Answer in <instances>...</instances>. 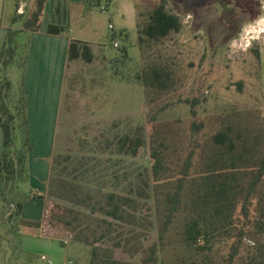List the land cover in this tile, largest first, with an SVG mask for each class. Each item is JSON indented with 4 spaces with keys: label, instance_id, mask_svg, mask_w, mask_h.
<instances>
[{
    "label": "trees",
    "instance_id": "obj_1",
    "mask_svg": "<svg viewBox=\"0 0 264 264\" xmlns=\"http://www.w3.org/2000/svg\"><path fill=\"white\" fill-rule=\"evenodd\" d=\"M31 1L32 8L27 14L19 13L16 5L11 27L0 49L3 145L0 206L8 209L6 216L14 221L15 233L21 231L20 228H37L42 236L57 239L62 245L68 242L89 246V264H170V259H175L174 264H220L215 261L214 246L234 238L222 264H264V136L259 137L249 122L234 133L229 125L213 133L214 152L205 155L203 167L194 169L196 151L194 148L184 150L179 127L173 125L170 135L156 124L157 116L169 105L164 102L157 106L148 122L149 174L134 190L123 192L115 172L108 180L97 179L96 173L83 161L70 173L68 164L73 159L72 152L60 153L56 149L46 189L38 192L29 186L31 145L23 76L20 87L14 88L10 66L19 46L17 34L40 28L46 0ZM135 10L136 42L142 64L133 77L143 86L149 101L155 102L175 89L176 71L172 61L162 53V47L173 34L180 32L182 21L179 14L167 7L166 0H157L144 10L135 4ZM18 19H22L21 25L14 28L12 24ZM66 30L65 25L48 24L46 31L60 34ZM23 45L25 55L21 63L24 67L26 38ZM253 51L258 57L257 50ZM93 58L86 42L70 40L66 68L78 59L90 63ZM118 59L123 66L131 62L125 46L115 60ZM68 92L65 94L67 106L63 95L61 104V110L66 112L71 96ZM191 111L195 113L194 109ZM190 128L193 133L199 132L202 122L192 120ZM139 130L141 128L136 129L133 138L128 134L121 137L118 148L121 152L130 146L131 154L137 153L142 142ZM17 137L19 142H16ZM35 197L44 198L42 220L21 218L23 204ZM154 220L157 225L152 234ZM244 238L251 244L246 255L238 257ZM171 250L179 253L178 258L167 255ZM18 251H21L20 244L14 250ZM24 261L28 262L27 258Z\"/></svg>",
    "mask_w": 264,
    "mask_h": 264
},
{
    "label": "rangeland",
    "instance_id": "obj_2",
    "mask_svg": "<svg viewBox=\"0 0 264 264\" xmlns=\"http://www.w3.org/2000/svg\"><path fill=\"white\" fill-rule=\"evenodd\" d=\"M18 1H26L21 8L24 14L32 8L28 0H4V14L10 23ZM156 1L93 0L81 7L75 3H66L65 7L69 26L64 33L84 40L94 58L90 63L78 59L66 68L65 106V94L69 91L71 96L68 111L61 110L55 149L60 153L72 152L73 159L68 164L70 173L77 170L82 161L96 173L97 179L108 180L115 172L123 192L134 190L149 174L148 122L157 106L164 102L169 105L157 116L156 124L163 133L170 135L173 125L179 127L184 150L194 148L196 151L194 169L203 167L205 155L214 152L211 135L227 125L234 133L249 122L259 137L264 136V34L259 40H253L250 47L244 46L248 37L243 34L246 26L255 33L254 22L264 16V0H247V3L246 0H166L167 7L179 14L182 21L180 32L173 34L162 47V53L172 61L176 71V84L174 91L152 102L133 77L142 64L141 50L136 42L134 4L144 10ZM244 4L253 7L252 17L227 38L223 25L226 16L232 11V5L237 7L236 13L241 14ZM21 22L22 19H18L12 25L15 28ZM15 38L19 46L10 66V80L12 86L18 88L24 73L21 62L25 55V36L18 33ZM123 46L131 58L124 66L119 59L115 60ZM253 49L257 50L258 57ZM192 120L202 122L199 132L191 131ZM137 128H141L139 135L142 137L137 153L132 155L130 146L121 152L118 149L121 137L128 134L133 138ZM16 142H19L18 137ZM189 188L190 184L186 186V194ZM7 210L0 206V264H47L40 258L41 254L53 264L90 263L89 246L68 242L62 245L57 239L38 236L37 228L19 227L21 231L15 233V223L6 216ZM156 225L154 220L152 234L156 232ZM233 239L216 243V262L222 264ZM19 244L21 251L14 252ZM250 244L243 239L238 257L246 255ZM168 254L178 258L179 253L171 250ZM26 258L28 262L24 261ZM169 262L174 264L175 259Z\"/></svg>",
    "mask_w": 264,
    "mask_h": 264
},
{
    "label": "crops",
    "instance_id": "obj_3",
    "mask_svg": "<svg viewBox=\"0 0 264 264\" xmlns=\"http://www.w3.org/2000/svg\"><path fill=\"white\" fill-rule=\"evenodd\" d=\"M28 1L32 4L31 0ZM87 1L93 2V0H46L38 31L20 32L28 40L23 73L28 135L31 145L28 154V184L38 192L46 189L51 160L55 153L64 77L68 63V45L70 40L84 41L65 33L49 34L46 31L47 25L58 24L68 27L69 21L66 20L65 13L66 3H75L81 7L80 5ZM25 3L26 1H18V12ZM3 6L4 0H0V49L5 41L7 30L11 27L10 21L4 14ZM2 147L0 128V155ZM43 212L44 198H31L23 204L21 218L28 221H41ZM35 231L38 236H41L40 229ZM68 263H71V260Z\"/></svg>",
    "mask_w": 264,
    "mask_h": 264
},
{
    "label": "flooded vegetation",
    "instance_id": "obj_4",
    "mask_svg": "<svg viewBox=\"0 0 264 264\" xmlns=\"http://www.w3.org/2000/svg\"><path fill=\"white\" fill-rule=\"evenodd\" d=\"M246 3H247V0H246ZM231 8H232V11L229 12L230 14L228 16H226L227 17L226 22L223 23L224 32H225V35L227 38H230L235 33H237L238 29L241 27L240 25L243 22H245L246 20L250 19L252 17V14H253V7L250 6V4H246V5L244 4V6H242V8H240L242 10L241 14L236 13L237 7H234L232 5ZM219 17H222L221 13H220ZM220 21L223 22L222 18H220Z\"/></svg>",
    "mask_w": 264,
    "mask_h": 264
},
{
    "label": "clouds",
    "instance_id": "obj_5",
    "mask_svg": "<svg viewBox=\"0 0 264 264\" xmlns=\"http://www.w3.org/2000/svg\"><path fill=\"white\" fill-rule=\"evenodd\" d=\"M254 23L256 25L255 33L250 31L248 26L243 29V34L248 37L244 45L245 47H250L253 40H259L261 38V34H264V16L258 17L257 21Z\"/></svg>",
    "mask_w": 264,
    "mask_h": 264
},
{
    "label": "built area",
    "instance_id": "obj_6",
    "mask_svg": "<svg viewBox=\"0 0 264 264\" xmlns=\"http://www.w3.org/2000/svg\"><path fill=\"white\" fill-rule=\"evenodd\" d=\"M20 12H22V11H19V13H20ZM114 45H115V46L117 45L116 42H114ZM40 258H41L42 260H46V262H47L48 264H51V263H52V261H51L50 259L46 258L45 255H41Z\"/></svg>",
    "mask_w": 264,
    "mask_h": 264
}]
</instances>
